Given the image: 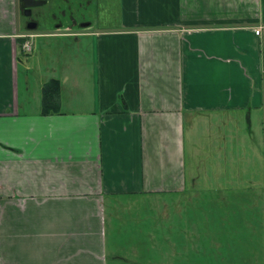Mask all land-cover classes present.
<instances>
[{
	"label": "crops",
	"instance_id": "obj_1",
	"mask_svg": "<svg viewBox=\"0 0 264 264\" xmlns=\"http://www.w3.org/2000/svg\"><path fill=\"white\" fill-rule=\"evenodd\" d=\"M111 6L102 30L23 35L15 1L0 0V264H255L223 254L226 222L204 224L221 252L193 257L186 203L204 193L209 220L211 200L260 197L264 0ZM41 36L90 38L92 73L20 48ZM51 80L59 108L44 115Z\"/></svg>",
	"mask_w": 264,
	"mask_h": 264
},
{
	"label": "rangeland",
	"instance_id": "obj_2",
	"mask_svg": "<svg viewBox=\"0 0 264 264\" xmlns=\"http://www.w3.org/2000/svg\"><path fill=\"white\" fill-rule=\"evenodd\" d=\"M14 1L17 23L23 35L48 34L56 31L62 33H86L90 29L102 30L111 25V23H106L104 17L108 14H114L108 12L110 8H113L111 5L114 0H46L47 5L35 7L34 9L33 22L37 23V29L32 31L27 29L28 23L26 24L27 19L22 15L20 0ZM96 16L100 19L94 22ZM88 20H92V24L89 25L90 27H84L83 22H87ZM113 20L117 21L115 18ZM89 39L80 38L78 40L75 37L68 38L67 36L44 38L41 36L32 39L31 42L34 43L35 50H40L42 55L50 53L54 56L56 54L54 59L57 62L61 61V63L66 62L68 64L69 58H72L74 65L78 66L77 68H79L83 77V75L88 76L91 74L94 67V57L92 56L93 43L89 42ZM243 154L249 155L248 158L243 159ZM251 156L252 153L249 154L245 151L242 153V167L240 169H242V174L248 175V177L250 172L254 170L258 172V165H256V161L252 160ZM201 159V161H204L203 156ZM211 159L215 160V158ZM218 159L220 160V158ZM197 162H200L199 157ZM220 172H227V170H218V173ZM257 176L260 177V175ZM216 178H221V176H217ZM201 186H204V184H201ZM239 191L247 192L248 189H240ZM258 196L261 198L257 199L255 205L254 201H251V203L249 201V204L243 205L244 203L241 200H231L232 202L229 201L230 206L228 208L225 207V210L218 207V201L211 200L207 203L206 208L208 209L209 204H212V213L219 216V220H217L216 216H211L208 220L207 216L204 215V193L197 192L194 194L193 198L186 203V208L189 211L187 223L193 224L194 227L192 240L190 239L192 243V249H190L192 250V256L194 257V255L198 254L204 255V253L219 254L220 250L217 251L216 248H211L210 245L208 247L206 241H204V224L213 226L216 223L222 225L226 222L234 223L236 231L224 233L226 240H234V242L225 243L223 254H232L234 257L246 256L250 257L252 262L255 260V264H264V186L258 188ZM223 211L225 214L219 215ZM246 211H249L250 214H246ZM207 212L209 211L207 210ZM244 229L249 231H244Z\"/></svg>",
	"mask_w": 264,
	"mask_h": 264
},
{
	"label": "trees",
	"instance_id": "obj_3",
	"mask_svg": "<svg viewBox=\"0 0 264 264\" xmlns=\"http://www.w3.org/2000/svg\"><path fill=\"white\" fill-rule=\"evenodd\" d=\"M24 43V39L20 40V48ZM61 85L57 80H51L43 87V113L49 114L54 109L59 108V97H60Z\"/></svg>",
	"mask_w": 264,
	"mask_h": 264
},
{
	"label": "water",
	"instance_id": "obj_4",
	"mask_svg": "<svg viewBox=\"0 0 264 264\" xmlns=\"http://www.w3.org/2000/svg\"><path fill=\"white\" fill-rule=\"evenodd\" d=\"M21 1H22L23 8L26 10L25 11L26 17H30L32 15V11H31L32 8L44 6L47 3L46 0H21ZM83 26L88 27L89 24L86 23V24H83ZM27 29L32 30V31L36 30L37 23L36 22L28 23Z\"/></svg>",
	"mask_w": 264,
	"mask_h": 264
},
{
	"label": "built area",
	"instance_id": "obj_5",
	"mask_svg": "<svg viewBox=\"0 0 264 264\" xmlns=\"http://www.w3.org/2000/svg\"><path fill=\"white\" fill-rule=\"evenodd\" d=\"M260 30H261V28H259V29H257V31H256V34L257 35H259L260 34ZM26 39V38H25ZM22 49H23V51L24 52H31V50H32V43H31V41L29 40V39H26L25 41H24V43H23V45H22Z\"/></svg>",
	"mask_w": 264,
	"mask_h": 264
},
{
	"label": "flooded vegetation",
	"instance_id": "obj_6",
	"mask_svg": "<svg viewBox=\"0 0 264 264\" xmlns=\"http://www.w3.org/2000/svg\"><path fill=\"white\" fill-rule=\"evenodd\" d=\"M20 2H21L22 15L25 16V11H26V10L23 8V6H22V1H21V0H20ZM45 5H47V3H46ZM34 9H35V8H32V9H31V11H32V15H31L30 17H26V16H25L26 19H27L26 24L29 23V22H33V19H34ZM91 18H92V17H91ZM74 20H75V19H74ZM74 20H73V21H74ZM68 22H69V20H68ZM88 22H90V21L88 20L87 22H83V23H88Z\"/></svg>",
	"mask_w": 264,
	"mask_h": 264
}]
</instances>
